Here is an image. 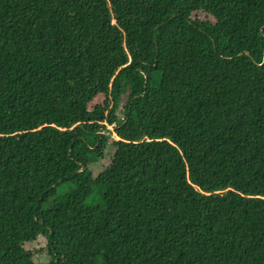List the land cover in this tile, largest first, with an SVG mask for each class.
<instances>
[{
    "label": "trees",
    "instance_id": "16d2710c",
    "mask_svg": "<svg viewBox=\"0 0 264 264\" xmlns=\"http://www.w3.org/2000/svg\"><path fill=\"white\" fill-rule=\"evenodd\" d=\"M200 1L0 0V264H264V0Z\"/></svg>",
    "mask_w": 264,
    "mask_h": 264
},
{
    "label": "rangeland",
    "instance_id": "374dc122",
    "mask_svg": "<svg viewBox=\"0 0 264 264\" xmlns=\"http://www.w3.org/2000/svg\"><path fill=\"white\" fill-rule=\"evenodd\" d=\"M182 4L186 5L192 12V16L195 19H213L209 13L208 8L200 0H178ZM102 99L97 97L95 103H101ZM121 116L119 114H109L107 121L105 122V128L109 131H114L115 125L119 122ZM126 151L125 147L121 146L117 152L116 158L114 160L115 165H120L124 160ZM105 179L104 175L98 177V181H103ZM124 185V183H123ZM34 233L36 234L37 240L33 243V252L38 249H44L46 247V242L48 238V233L44 228L37 226H32ZM48 256L42 252L35 253V262L43 263L47 260Z\"/></svg>",
    "mask_w": 264,
    "mask_h": 264
}]
</instances>
